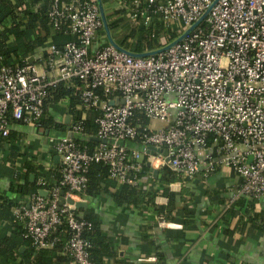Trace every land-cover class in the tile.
<instances>
[{
    "label": "built area",
    "instance_id": "1",
    "mask_svg": "<svg viewBox=\"0 0 264 264\" xmlns=\"http://www.w3.org/2000/svg\"><path fill=\"white\" fill-rule=\"evenodd\" d=\"M146 2L145 22L157 16L177 24L175 37L209 10L167 49L134 56L107 40L94 45L103 30L97 0H49L53 27H64L74 39L61 48L49 42L32 62L0 65V137L13 143V122L43 129L48 89L60 82L78 81L82 106L100 110L97 144L90 149L75 138L85 136L82 115L53 142L60 182L41 187L46 196L32 194L15 208L36 249L54 244L50 234L63 219L64 251L76 264H90L84 232L91 223L73 204L61 203V191L64 198L82 200L92 163L106 165L109 178L130 185L140 182L143 157L151 168L167 165L186 178L202 170L207 175L220 164L241 177L227 206L243 196L264 200V0ZM138 113L165 126L151 128L138 121ZM127 141L142 148L131 149ZM149 145L167 154L151 153ZM38 183L45 186L46 178Z\"/></svg>",
    "mask_w": 264,
    "mask_h": 264
},
{
    "label": "crops",
    "instance_id": "2",
    "mask_svg": "<svg viewBox=\"0 0 264 264\" xmlns=\"http://www.w3.org/2000/svg\"><path fill=\"white\" fill-rule=\"evenodd\" d=\"M109 3L114 8L124 4L120 0H109ZM105 41V33L99 32L94 45ZM44 119L50 123L41 130L13 122L10 137L18 143L4 138L0 146V239L10 236L13 229L5 216L2 198L16 202L26 199L11 188L16 172L23 178V161L34 158L43 163L49 177L54 165H58L59 172L53 142L68 133L70 125L61 126L71 122L67 100L47 103ZM75 137L81 141L88 138L79 134ZM126 145L131 149L142 148L137 141H127ZM145 160L148 162L147 157ZM148 167L139 184L145 190L156 192L154 206L147 202L118 203L111 196L115 191L111 187L96 197H82L87 202L82 208L98 217L101 228L116 247V255L105 259V264H264V200L243 196L227 206L232 191L241 182L234 169L218 164L207 175L202 170L192 178L164 184L159 180L162 167L153 168L157 169L156 173ZM164 187L170 196L164 193ZM156 207H162V212ZM11 212L9 209L8 216ZM149 256L156 260L142 259ZM0 264H14V261L3 260Z\"/></svg>",
    "mask_w": 264,
    "mask_h": 264
},
{
    "label": "trees",
    "instance_id": "3",
    "mask_svg": "<svg viewBox=\"0 0 264 264\" xmlns=\"http://www.w3.org/2000/svg\"><path fill=\"white\" fill-rule=\"evenodd\" d=\"M126 0L121 7L110 6L109 0H102L108 27L114 41L124 49L143 53L158 49L171 42L176 35L177 24L164 22L154 16L150 23L145 22V16L150 12L146 0ZM49 0H0V65L25 63L27 59L39 52L45 54L49 42L61 48L67 41L73 40L74 35L65 31L64 27L54 28L48 16ZM104 34V31H100ZM78 81L60 82L48 89L45 106L49 102L67 100V112L71 116V122L82 118V131L88 138L78 141L87 144L90 149L97 144L91 136H95L97 124L95 119L100 115V110L84 108L79 97L80 90ZM138 121L147 124L148 118L138 113ZM50 120L43 119L42 126L46 127ZM70 124L63 123V128ZM77 139V137H75ZM4 138L0 137V146ZM16 153V152H15ZM14 153V155H15ZM24 169L23 178L19 172L14 175V183L11 188L16 190L22 197L27 198L32 194H38L41 187L58 184L61 174L57 171L58 165L50 169L52 176L45 172L43 163L32 159H26L22 163ZM159 180L166 184L186 177L177 171L171 170L167 165L161 166ZM149 170L146 166L145 157L141 161L139 177ZM49 172V171H48ZM33 179L30 180V175ZM88 181L81 193V197H96L105 192L109 187L115 188L111 192L112 198L118 203L141 204L149 203L154 206L153 197L156 192L145 190L139 183L136 185L118 184L109 178L107 166L102 163H92L87 173ZM40 177H45L47 183L42 186L38 183ZM62 189H65L62 187ZM167 187L163 188L164 193ZM21 202L2 198L5 216L11 221L13 229L10 236L0 239V261L13 262L14 264H76L71 255L64 251V245L68 239L67 228L63 219L51 232L50 238L55 239L54 244L47 248L36 249L30 240L25 237V227L22 219L15 214V208ZM7 208V209H6ZM9 209H12L9 214ZM159 213L162 207H156ZM78 215L87 219L91 227L84 232L88 240V253L90 264H105V259L116 255L117 250L113 245L109 234L101 228V222L91 211L83 208L75 210ZM182 234H180L179 237ZM19 239H17V238ZM23 247V249H22ZM119 264V263H117Z\"/></svg>",
    "mask_w": 264,
    "mask_h": 264
},
{
    "label": "water",
    "instance_id": "4",
    "mask_svg": "<svg viewBox=\"0 0 264 264\" xmlns=\"http://www.w3.org/2000/svg\"><path fill=\"white\" fill-rule=\"evenodd\" d=\"M217 0H214V2L211 4V6L216 2ZM97 4H98V7H99V10H100V16H101V19H102V26H103V31L105 33V37H106V40L108 43H110L111 45H113L115 48L121 50V51H124L125 53L127 54H130V55H134V56H146V55H149V54H154L158 51H161V50H165L167 49L168 47H170L171 45H173L174 43L178 42L179 40H181L191 29H193L197 24L198 22H200L204 17L205 15L207 14L208 10L205 11V13L200 17L199 20H197L196 22H194L191 26H189L182 34H180L178 37H176L174 40H172L171 42H169L168 44L158 48V49H155V50H151V51H147V52H143V53H135V52H131V51H128L126 49H124L123 47H121L119 44H117L114 39L112 38L111 36V33H110V30H109V27H108V23H107V19H106V15H105V11H104V7H103V4H102V0H97ZM210 6V7H211ZM27 61L29 62H32L33 61V57L30 56ZM123 100H121L122 102ZM117 100H110V103L113 104V103H116ZM69 116L66 117V119H68ZM65 135V134H64ZM64 135H60L59 137H62ZM59 137H56V138H59ZM93 139H96L97 141H99L100 139L96 138V137H93ZM101 141H104V140H101ZM147 149L149 150V152L151 153H154V152H161L163 153L164 155L167 154V149L164 148V149H161L160 147H157V146H153V145H149L147 147ZM54 159L58 162L59 161V156L58 155H55L54 156ZM147 166H150V163L149 162H146ZM150 170L154 173L157 172V169H153L150 167ZM39 194L40 195H43V196H46V190H43V189H40L39 191ZM61 203L62 202H67L69 204H73L77 209L79 208H82V207H85L87 202L84 201V200H74L73 198L71 197H63L64 195V191L62 190L61 191Z\"/></svg>",
    "mask_w": 264,
    "mask_h": 264
},
{
    "label": "rangeland",
    "instance_id": "5",
    "mask_svg": "<svg viewBox=\"0 0 264 264\" xmlns=\"http://www.w3.org/2000/svg\"><path fill=\"white\" fill-rule=\"evenodd\" d=\"M176 38V37H175ZM148 125L151 127V128H162L165 126V122L163 121H160V120H157V119H150L148 121Z\"/></svg>",
    "mask_w": 264,
    "mask_h": 264
}]
</instances>
